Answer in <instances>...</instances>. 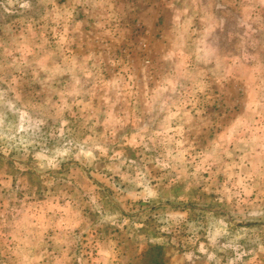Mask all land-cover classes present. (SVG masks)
Listing matches in <instances>:
<instances>
[{"label":"rangeland","instance_id":"rangeland-1","mask_svg":"<svg viewBox=\"0 0 264 264\" xmlns=\"http://www.w3.org/2000/svg\"><path fill=\"white\" fill-rule=\"evenodd\" d=\"M0 264H264V0H0Z\"/></svg>","mask_w":264,"mask_h":264},{"label":"crops","instance_id":"crops-1","mask_svg":"<svg viewBox=\"0 0 264 264\" xmlns=\"http://www.w3.org/2000/svg\"><path fill=\"white\" fill-rule=\"evenodd\" d=\"M40 253H42V252H40Z\"/></svg>","mask_w":264,"mask_h":264}]
</instances>
